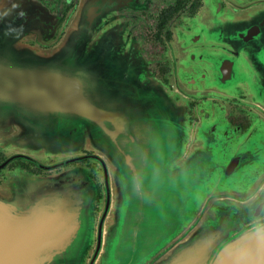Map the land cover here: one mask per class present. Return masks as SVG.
<instances>
[{"label": "water", "instance_id": "water-1", "mask_svg": "<svg viewBox=\"0 0 264 264\" xmlns=\"http://www.w3.org/2000/svg\"><path fill=\"white\" fill-rule=\"evenodd\" d=\"M257 1L254 0L249 9L253 11L251 14L237 20L238 30L234 35L240 43L238 47H256L259 38L264 37V0ZM236 8L242 6L238 4ZM1 17L0 56L12 54L16 60L14 63L30 60L35 65L20 66L0 60V142L9 141L11 147L33 151L32 155L39 152L45 156H64V160L46 169L52 170L48 176L15 171L0 183V264H46L45 260L52 257L48 251H54L61 260L63 250L82 229L80 241L86 244L87 250L84 264H264V240H258L248 231L254 217L264 216V180L257 182L264 179V170L257 171L258 176L254 177L258 184L254 181L248 186L219 187L221 172L218 174L215 170L216 160L207 155L206 148L202 149V154L184 150L189 127L183 114L173 108V94L166 92L162 95L152 84L141 80L135 60L127 62L124 59L127 51L114 29L94 30L91 27L93 21L84 19L85 27L80 23L67 32V45L63 49L55 54L39 55L19 40L20 30H14L12 25L19 20L11 16ZM24 21L33 23L36 20ZM106 43L112 44L109 49L103 47ZM108 52L120 65L106 73L103 59L109 57ZM92 57L98 58L100 64L88 62ZM104 74L114 80L115 89L107 88L104 92L100 88L99 85L105 83ZM131 81L132 87L129 85ZM136 91L141 92L139 101L143 102L137 115L132 108L126 107V99L122 97L130 92L132 103L126 104L134 107L133 94ZM251 94L253 115L263 117L261 105H264V98ZM9 105L33 115L87 121L97 129L106 146H100L89 134L80 135V140L73 146L61 148L44 143L45 137L13 127L8 118L15 111ZM94 114L97 119L93 118ZM1 117L5 119L1 120ZM139 124L151 127L160 153L168 156L154 162L169 160L172 171H182L180 164L188 160H203L209 164L212 160V166L207 167L214 174L208 177L211 184L207 187L208 195L202 198L195 214L194 209L191 211L192 216L187 224L180 226L182 229L151 226L148 232L139 234L138 218L145 203L142 192L136 191L133 181L142 170L147 152V145L131 131L132 126ZM76 129L68 127L67 132L71 135ZM80 130L83 131L82 126ZM261 134L264 135V128ZM254 136L247 135L238 145L251 147ZM196 140L198 147L202 144L200 148H203L208 145L209 138L201 134ZM120 141H123L122 145ZM85 146L86 153L75 156ZM240 153H234L230 159L228 173L239 163ZM12 157L35 162L26 155L14 154ZM254 158L252 160L248 153L246 163L260 160L258 155ZM77 161L94 164L99 170L103 188L100 204L96 202L95 189L99 182L87 177L85 165L53 171L63 163ZM122 172H126L128 185ZM212 200L214 203L208 207ZM67 201L70 205H66ZM152 204L147 203L148 206ZM194 205L195 202L192 207ZM62 264L69 262L64 259Z\"/></svg>", "mask_w": 264, "mask_h": 264}, {"label": "rangeland", "instance_id": "rangeland-1", "mask_svg": "<svg viewBox=\"0 0 264 264\" xmlns=\"http://www.w3.org/2000/svg\"><path fill=\"white\" fill-rule=\"evenodd\" d=\"M11 1L12 0H3L4 3L1 4L6 5ZM13 2L14 1L11 3ZM257 2L261 3L260 0ZM222 3L224 7H221ZM253 3L254 0H220L218 4L215 5V8L213 4H210L202 8L197 15L189 19H176L174 21L175 30H173L171 39L166 42L165 48L151 45L146 40L148 34L134 33L135 25L132 19L131 21L129 20L127 24L128 29L120 27L115 20H108V23L95 20L91 25L94 30L113 31L114 29L113 32H117L122 47L126 48L127 53L124 59L127 62H133L135 60L141 80L147 84H152L156 91L162 93V95L166 94V92L173 94V100L175 102L173 108L177 113L183 114V117L186 119V124L189 127L184 141V150H195L196 153L202 154V149L206 148L207 155L213 156L216 160L215 170L218 174L221 172V180L218 182V186H221L222 189L230 188L234 184H238V186H248L255 181L254 177L257 178V171L264 170V135L261 134L264 127L261 128L258 125V122H263L264 124V116H254L251 113L253 110L250 108L252 104L250 100L252 97L251 92L255 93L258 97L264 98V37L259 38L256 47L253 45H244L239 48L238 46L240 43H238L234 35V32L238 30L237 20L253 12L249 10L252 8L251 5ZM238 4L242 6V8H236ZM2 15L3 14H0V19H2ZM80 23L81 27H85L84 18L68 19L65 25H63L62 33L57 36L54 41L51 40V34L47 36L46 40L36 41L35 44L37 45L29 47L35 54H55L67 45V32H69L71 28H74L75 25H80ZM17 28H19V25L13 24V29L17 30ZM128 30L129 35L127 36ZM78 31L79 30L76 32ZM258 32L260 33V31ZM38 44L44 46L40 48ZM111 45V43H106L103 47L109 49ZM156 47L158 51L155 50ZM237 47L239 48V52L241 50H243V52H240L239 57L235 60L231 55L233 52H236L235 48ZM154 51L156 52L154 53ZM111 55L112 54L108 52L109 57L103 59V70H105L106 73L114 68L115 65H120L113 61L114 59L111 58ZM224 55H226V57ZM0 60L20 66L24 64L35 65L31 63L30 60H20L19 63H14L16 61L15 56L12 54L9 55L8 53L0 56ZM88 62H92L95 65L100 64L99 59L95 57L90 58ZM165 62L174 65V70L176 69V72H174L176 78L173 81H171L169 74L164 76L166 77L167 83L163 80V75L157 72V67ZM224 62L235 65L237 69L236 71L232 65L233 69H231L232 71L234 70V73L232 78L227 80H223L227 75L225 76L224 74L221 77L218 73V68L221 69ZM52 63L58 64L59 62ZM123 67L124 65L121 67V70ZM240 68L245 71V73L248 72L250 77L247 75L244 76ZM67 69H71V67H67ZM123 71H125V69ZM85 73L91 75L90 71H86ZM110 73L109 75H111ZM250 80L255 81L251 84L249 83ZM113 81L114 80L111 79L108 74H104L103 82L105 83H101L99 86L104 92L107 88L115 89V83ZM129 85L132 87V81L129 82ZM236 93L243 94L244 99L240 101L245 107V110H248L250 113L249 116L239 113L235 110L233 104H231V100L234 104L236 103L229 94ZM141 95V92L138 91L133 94L135 97L133 107L128 105L132 103L130 100L131 93L129 92L128 96L122 94V97H124L126 103H128H125L126 107L132 108L136 115L137 109L140 112V109L143 107V102L141 100L139 101V96ZM190 100L194 102L193 107L187 106ZM9 106L10 109H14L15 111L14 115L8 118V120H11L10 123L13 124V127L24 132L35 133L34 135H39L40 138L45 137L44 143L61 148L65 145L73 146L75 142L80 140V135L89 134L95 138V141L100 146H106L97 129L87 121L77 119L68 120L67 118L63 119L55 116H38L25 111H18L15 107ZM263 106L261 105L264 109ZM8 109L9 108H7V111ZM4 119L5 117H1V120ZM252 121V126L248 128L249 122L252 123ZM59 125L63 126L59 127ZM80 126H82L83 131L80 130ZM68 127H75L78 129L70 135L67 132ZM132 128L131 131L133 136L140 138L144 142V145H147V152L144 154L142 170L138 173V179L142 180L141 192L145 203L141 216L139 215L138 218L139 234L148 232L151 226L160 228V226L166 225L169 227L173 226V228L176 226L182 229L180 226H184V224L189 222L188 220L190 216H192L191 211L194 209L193 213L195 214L202 198L208 195L206 194L208 193L206 192L208 190L207 187L211 185L209 184L210 178L208 177L214 174L210 173L207 167L212 166V160H210V164L203 160H201L202 162L188 160L180 164V166H183V169H181L182 171H172L171 161L165 160L164 163L163 161L160 163L158 160V162H154L158 158L161 159L160 157L168 158V156L160 153L158 140L155 139L156 134L152 132L151 127L149 125L141 126L139 124L132 126ZM201 134L205 135L207 139L209 138L207 142L208 145L203 146V148H200L202 145L201 143L198 147L199 144L196 140L197 136H201ZM249 134L255 135L252 138V146L246 147L245 144L239 146V141L245 140V137ZM8 143L0 142V176H2L0 183L5 181L8 174L19 171L3 172L6 163L2 161H10L9 157H12L14 154L30 156L35 161L41 160L43 166H53L56 162L64 160V156H45L39 152L32 155L33 151H26L21 149V147L13 148ZM120 144L122 145L123 141H120ZM86 148L87 146L83 149H79L75 153V156L85 154L86 151L84 149ZM239 152L242 154L239 163L228 173L227 167L230 163V159L233 157L234 153L239 154ZM247 152L249 153V157L251 156L253 158L252 160L255 159L254 157L256 155H258L260 160H258L257 163H253L256 160L246 163L245 158L248 155ZM115 158L118 159L117 156H115ZM28 161L33 162V160L30 159H28ZM84 165L88 168V172L86 171L87 177H92L90 175L91 173L94 181L99 182V184L96 183L95 189L96 194L97 192L100 193V200H102L103 188L102 185H100L101 175L94 164L88 165L85 161L63 163L57 171H53L58 172L62 168L66 169ZM93 165L95 166L94 171L90 172L89 167ZM110 169H112L111 166ZM51 171H47V174L37 175L48 176L51 174ZM122 176L125 178V182L128 185L129 179L126 178V172H122ZM202 180L204 181L203 183L201 182ZM263 180L264 179H260L257 182H263ZM257 182L255 184H258ZM123 184L125 185L124 182ZM123 184L120 183L119 187L122 188ZM97 186L99 187L98 191ZM209 192L213 193V190ZM225 196L229 195L225 194ZM121 197L123 196L121 195ZM148 202L153 204L148 206ZM194 202L196 205L192 207ZM213 203L214 200L209 201L208 207ZM66 205H70V202L67 201ZM131 212L133 213V211ZM83 230L84 229L72 240L71 245L66 246L68 248L70 247V249L68 250V248H65L63 250L64 254H62L61 260H59L58 255L54 251H48L52 253V257L50 260H45L46 264H62L64 259L67 260L69 264L70 262L71 264H84L86 262L87 250H85L86 244L84 245L83 241H80Z\"/></svg>", "mask_w": 264, "mask_h": 264}, {"label": "flooded vegetation", "instance_id": "flooded-vegetation-1", "mask_svg": "<svg viewBox=\"0 0 264 264\" xmlns=\"http://www.w3.org/2000/svg\"><path fill=\"white\" fill-rule=\"evenodd\" d=\"M14 1L13 3H11ZM8 4L0 0V14L2 16H11L19 20L17 23L20 28L19 40L27 46H34L36 41H44L47 36L52 34L51 40H55L57 36L62 33L63 25H65L66 20L75 18H84L91 21L100 20L102 23H108V20H115L120 27L123 29H128L127 24L129 20H134V33L148 34L146 40L151 45H157L158 47L165 48L166 42L171 39L174 28V21L178 18L184 20L189 19L199 13V11L207 7L210 4H218L220 0H12ZM212 2V3H210ZM208 3V4H207ZM221 3V2H220ZM224 7L223 3L221 7ZM30 18L35 19L33 23L29 20ZM49 19V20H47ZM20 20L22 22H20ZM65 22V23H64ZM15 23V24H16ZM13 25V24H12ZM127 26V27H126ZM16 27V26H15ZM33 30H32V29ZM38 29L37 32L35 29ZM129 35V30L127 31V36ZM264 39V38H263ZM52 41V42H53ZM141 44V43H140ZM40 48L44 45L38 44ZM142 45V44H141ZM226 45V44H225ZM143 46V45H142ZM228 46V45H226ZM240 48V47H239ZM238 47L235 48L236 52H233L231 57L237 59L239 53ZM39 49V48H38ZM157 50V47L155 49ZM154 51V53L156 52ZM226 57V55H224ZM233 65V64H232ZM232 65L229 62H224L222 65V70L218 68V73L222 77L225 74L223 80L232 78L234 70L232 71ZM239 65V64H238ZM173 66V68H172ZM236 69V66L233 65ZM232 68V69H231ZM172 69V71H171ZM230 69V70H229ZM176 70V69H175ZM174 70V65L167 62L161 64L157 67V72L161 75L166 76L169 74L171 81L176 78V72ZM237 71V69H236ZM241 72L244 76L250 77L248 72L245 73L242 69ZM252 71V70H251ZM175 74V75H174ZM164 77V81L167 80ZM229 96L235 101L236 104L231 100V104L235 107V110L239 113L249 116L248 110H245L242 102L243 94H229ZM238 100V102H237ZM202 102V101H201ZM194 102L190 100L187 103L188 107H193ZM204 105V104H202ZM252 113V112H251ZM253 114V113H252ZM258 123L259 127L263 128L264 124ZM253 124L249 122L248 128ZM247 129V128H245ZM10 161L5 162L4 171H24L29 174H47L46 169L52 168V166H43L41 160L31 162L25 159L9 157ZM94 165L90 166V172L94 171ZM59 167H55L54 170L57 171ZM93 169V170H92ZM49 172V171H48ZM89 172V173H90ZM2 173V172H1ZM93 177V175L90 173ZM2 176H0V181ZM99 187L97 186V191ZM100 193L96 194L97 204L100 202ZM96 212L98 208L95 206Z\"/></svg>", "mask_w": 264, "mask_h": 264}, {"label": "clouds", "instance_id": "clouds-1", "mask_svg": "<svg viewBox=\"0 0 264 264\" xmlns=\"http://www.w3.org/2000/svg\"><path fill=\"white\" fill-rule=\"evenodd\" d=\"M133 186L136 191L140 193L142 189V180L134 177ZM248 231L255 234L258 240H264V216L254 217L249 224Z\"/></svg>", "mask_w": 264, "mask_h": 264}, {"label": "bare ground", "instance_id": "bare-ground-1", "mask_svg": "<svg viewBox=\"0 0 264 264\" xmlns=\"http://www.w3.org/2000/svg\"><path fill=\"white\" fill-rule=\"evenodd\" d=\"M97 117H98V116H97L96 114L93 115V118H94V119H97ZM260 249H263V248L260 247ZM258 251H260V250H258Z\"/></svg>", "mask_w": 264, "mask_h": 264}]
</instances>
